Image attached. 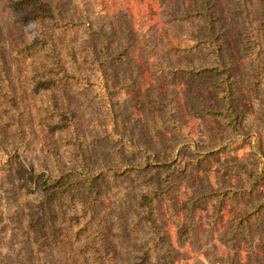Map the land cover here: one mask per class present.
Here are the masks:
<instances>
[{
    "label": "trees",
    "instance_id": "trees-1",
    "mask_svg": "<svg viewBox=\"0 0 264 264\" xmlns=\"http://www.w3.org/2000/svg\"><path fill=\"white\" fill-rule=\"evenodd\" d=\"M88 2L0 0V141L30 264H172L178 251L161 209L179 244L208 242L209 263L264 264L262 9L252 14L250 0H231L223 22L216 0H175L163 9L160 40L141 8L136 34L125 24L117 35L110 2L92 10ZM160 3L145 5L157 11ZM228 35L237 55L225 47ZM137 47L154 81L142 95L144 128L125 127L113 100L138 90L144 77L119 72L116 82L107 74L126 67ZM177 79L193 82L182 101ZM33 139L40 154L31 163L22 151ZM241 146L243 155H228ZM220 153L225 175L214 172L213 184L201 175L197 187ZM179 179L191 189L182 210L173 194ZM205 207L211 223L197 233L196 212Z\"/></svg>",
    "mask_w": 264,
    "mask_h": 264
},
{
    "label": "rangeland",
    "instance_id": "rangeland-1",
    "mask_svg": "<svg viewBox=\"0 0 264 264\" xmlns=\"http://www.w3.org/2000/svg\"><path fill=\"white\" fill-rule=\"evenodd\" d=\"M88 4L90 10L93 9L94 4L98 0H88ZM110 5L113 7L114 13V24L117 29L116 34L120 35L123 29V25L128 24V27L131 29V34L134 36L136 34V22L140 18L139 10L141 8L144 11L145 18L147 21H154L156 22V29L155 33L159 36L160 40H164L163 37V26L164 23L162 22L163 19V9L171 7L175 0H160L161 8L155 10H150V7H147L145 4L147 0H108ZM231 0H216V5L220 11L221 20L224 22L227 19L226 12H225V5L226 3L230 2ZM249 8L251 13L254 14L258 8H261L264 13V0H250ZM261 3V6L257 2ZM159 3V2H158ZM157 2L153 3L152 6L158 4ZM120 17H122V20ZM178 27V26H177ZM176 27V28H177ZM171 41L172 38V30L166 28ZM179 33L181 30H178ZM225 47L226 49L232 50L234 53L237 52V45L235 39L232 35H228L225 40ZM140 48L137 47L134 49L133 53L129 56V62L126 67H114L111 66L107 70V74L113 78L116 82L119 81L117 77L119 72H135L138 71L141 76L144 77V82L139 84L138 90L132 92L126 97L123 98H116L114 97L115 102V110L119 112V117L121 118L123 125L128 127L129 125H134V127H141L144 128L143 125V111L145 109V103L142 100V95L146 88L150 86L153 79L147 75V70L145 67V61L141 57ZM237 55V53H236ZM167 58H173L171 54L166 55ZM160 86L162 91L169 85L167 78H162L160 81ZM193 82L191 80H181L177 79L173 83V87L175 91L180 96V100L183 99V92L188 88L190 84ZM182 98V99H181ZM184 115V111L182 112ZM248 149L247 146H241L231 152L230 157L232 155L241 156L245 153ZM40 154V148L36 141L29 142V148L22 151V157L24 160L33 163V161H37ZM4 148L3 144L0 141V238L4 239V247L8 249V253L5 255V262L3 264H30L32 260L35 258L33 255L32 249L29 246V242L27 240L28 235L26 232H23L21 229V211L16 205L17 198L19 197V192L14 189L13 182L11 176L9 174V170L6 166H3V158H4ZM227 154L220 153L219 158L216 159V162L213 163L210 170H204L203 173H200L198 178L195 180V184L197 187L202 186V176L205 175L214 183L213 180V173L219 171L221 175H225L224 172H221L218 168V163L223 160L222 158H226ZM233 157V156H232ZM181 180V185L178 189H175L173 194L177 199L178 202V209L182 210L185 206V198L190 195L191 189L186 184L184 179ZM111 199V198H110ZM131 208L134 207L135 201L133 197L130 198ZM112 199L110 200V202ZM161 216L163 219V227L164 229L170 233L171 239L173 240L170 242V246L175 248L178 251V257L175 258L172 264H195L196 259H200L206 264H218V263H209L205 258L202 250L206 248L208 242H204L202 238H199L200 247L196 248L195 244L189 241V238H186L182 244H179L176 239V227L172 220L169 218L168 214L165 212L164 209H161ZM210 208H199L196 212L195 223L198 229L197 233L203 231L204 228L210 226ZM127 210L125 214H123V219L127 220L130 212ZM227 215V214H226ZM55 225L57 222L54 221ZM219 228H213V235H217ZM216 244V242H215ZM228 249L225 248V251ZM240 255H243V250L239 248L238 250ZM59 253H62L63 256V249L59 250ZM51 255V256H50ZM52 252H48L45 256L46 259L48 257H52Z\"/></svg>",
    "mask_w": 264,
    "mask_h": 264
}]
</instances>
